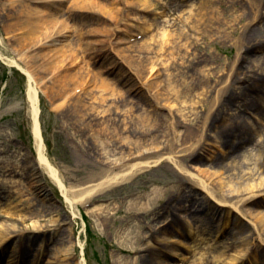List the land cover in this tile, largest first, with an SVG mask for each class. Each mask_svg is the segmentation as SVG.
I'll return each mask as SVG.
<instances>
[{"label": "rangeland", "instance_id": "obj_1", "mask_svg": "<svg viewBox=\"0 0 264 264\" xmlns=\"http://www.w3.org/2000/svg\"><path fill=\"white\" fill-rule=\"evenodd\" d=\"M69 1L59 2L61 4L55 12L57 20L66 26L67 39L64 41V45L71 48L74 60L72 66H69L70 62H68L66 67H59L55 70V74L67 77L81 70L84 74L87 72L85 84L71 92L72 99L81 96L90 87V89L92 87L102 88L104 85H109L106 97L114 100L109 101L106 109H110L112 115L106 121H100L103 123L102 125L108 126L109 130L106 135L99 136V139L108 143L114 160L121 159L125 155L131 156L138 148L142 150L143 146H148L153 141L142 131L137 130V124L141 125L138 116L143 114H161L163 116L169 110L189 112L192 101L197 100L199 95L206 91L210 96L223 95L225 85L231 82V79L241 78L242 73H247L244 78L246 80L251 78L264 80V10L256 15L257 7L264 9V0H210L212 3L210 5L214 6L213 15L217 16L220 21L213 26L215 30L212 29V32L209 33L211 37L208 40L204 37L194 36L191 28L188 27V23L192 21L198 5L203 0H141L143 4L152 2V7L148 12L142 10V7L132 6L130 8L127 0H120V14L113 19L107 15L102 17L92 12L69 15L66 13ZM130 1L128 2L130 3ZM4 2L5 0H0V49L2 51V55H0V207L8 204L9 201L17 202L16 198L10 197L14 191L11 183L19 180L21 168L29 167L26 159L35 168L49 198V200L47 198L46 204H42L40 199L34 201L32 196L24 192L25 185L21 184V190L26 196L22 204L18 205L23 213L22 217L7 219L0 213V225L7 220L8 224L16 226L18 233H15V236H23L22 241L17 239L15 241L16 244L21 243L20 247L17 245L19 247V249L17 247V257L29 254L30 258L34 260V264L65 263L61 261L70 264H124L127 262L135 264L136 257L128 255L132 251L130 242L138 241L142 249L147 245L154 249L158 240L184 241L190 246L193 240L199 239L204 241L201 249L207 253L209 249H214L224 243L226 246L223 247H226L227 251L238 246L237 249L242 253L244 259L253 260L255 264H264V232L255 226L256 216L264 215V199L260 200L259 205L252 206L253 204H250L243 208L252 206L253 215L250 217L233 206L237 204V199H232V194L228 191L223 190V194L229 198L228 203H221L222 201L218 200L219 197L211 195L197 186L199 181L204 180L208 181L209 188H219L221 180L226 181L227 184L230 179L229 174L222 169L214 168L211 163V160L222 151L216 140L210 137L205 142L198 160L193 162H188L190 161L188 160L185 163L187 171L176 166L174 163L176 158L172 160L171 156L165 157L166 159L171 157L169 160L163 159L150 165L143 163V165L136 164L137 166L131 167L137 162L132 161L128 167L122 168L119 166L113 168L110 163V165L104 163L101 166L99 161L102 160V157L100 155L95 154L90 159L85 156V152H88L86 146H89L90 149L95 146L101 125L88 120L80 125L78 118L73 117L72 108L69 109L70 112L53 109L55 105L53 98H47L41 84L34 80L35 83L31 84L37 89L40 101L38 119L43 139L42 148L66 189L76 190L79 187L85 188L93 185L91 181L98 175V170H104L103 165L109 172L113 170L110 176H118L115 184L104 187L102 192L94 193L92 195L94 199L88 203H75L74 207L69 205L64 194L60 191L57 181L38 159V147L32 131L33 121L27 99L30 78L29 74L23 70V62L18 67L9 61L13 58L12 51L9 50L13 45V40L10 39L11 34L7 33L5 25L11 20L12 14L7 7L3 10L1 5ZM105 2L110 4L111 0ZM54 3L57 5V2ZM241 16L242 19L237 25V30L232 35V29L224 23L234 17ZM222 18L228 20L223 21ZM255 18L256 20L252 22ZM250 22L256 23V25L248 26ZM128 23L132 31L121 33L119 41L115 37L111 40V32L117 26ZM200 28L205 33V29ZM81 30L83 38L89 37L97 44V48L105 49L108 52V57L121 64L117 72L119 75L129 72L131 82L141 86L139 93L128 92L130 86L126 87L127 83L123 77L103 72L107 65L104 53L101 54L96 64L88 62L79 44ZM91 30L96 31V35L91 33ZM180 31L184 32V37H186L183 40H177L180 46L188 44L187 41L190 42L191 39L202 47L197 51L201 57L208 54L209 62L197 67L199 70L204 66L202 69L209 72L208 82H200L202 80L200 73L198 72L196 76L195 72L190 69L193 50L183 54L181 58L176 57L174 65L167 70L159 62H155V67L152 70L154 75L152 76L148 77V73L138 71L136 67L138 61H147V58L154 57L151 49L156 48L153 43L152 48L147 50L148 47L142 45L144 41L158 35V32L174 33L177 38V33ZM226 31L227 33H224ZM251 31L258 37L254 43L257 45H252L250 52L247 53L249 56L243 61H239L237 54L241 46L244 45L242 37ZM261 38L263 39L259 40ZM128 47L130 50H126ZM174 52L177 51L174 49ZM184 55L190 58L186 60ZM166 73L170 74L169 77L175 90L181 92L179 98H176L174 93L169 90ZM44 80L47 85L49 77ZM242 84L240 83L239 86H251L250 83ZM234 94L239 96L245 94L244 97H249L248 95H254V90L237 89ZM119 95H122V98L118 100ZM260 104L264 106V102L261 101ZM236 105H238L237 101L234 102L233 109ZM206 107L209 108L212 105ZM234 110L237 111L236 108ZM202 121L205 119L202 118ZM125 123L128 126H124ZM125 127L131 129L128 133L129 136L125 131H122V128ZM179 131L178 133H180ZM163 132V135L171 133L170 129L162 127L156 132V136L162 135ZM194 133L196 136L192 134L188 141L186 139L187 145L191 143V140L202 139L204 135L201 132ZM208 134H212V132H208ZM121 137H124L122 139H125L127 145H123ZM175 148V151L178 152L176 156L180 158L183 155L182 152L179 153L182 146ZM246 148L251 150L252 155H256L257 150H253L251 144ZM100 152L99 148L98 151L96 149V153ZM124 161L126 163L127 159ZM138 162H142V160H138ZM181 164L184 165L183 162ZM238 168L244 174L245 179L251 176L253 183L259 180L260 173L252 164L245 168L238 165ZM216 171L218 172L215 173ZM214 173L215 175L209 179V175ZM195 183L196 185H193ZM154 192L162 193V198L154 199ZM177 192L181 195L183 192H186L187 195L193 194L204 206H212L215 209L213 212H216L215 216L210 218L203 213H197L193 217L191 216L192 218H185L179 227L167 226L170 218L166 212L171 205L170 201L180 200ZM151 198L153 199L149 203L148 200ZM29 205L33 207L31 212H28ZM48 207H52L53 213H56L53 216H49L48 213L42 214L45 217L39 219L40 214L37 212H43L42 208L47 209ZM237 207L240 208L238 205ZM178 209L173 211L174 215L184 218V214ZM219 213L220 215H218ZM224 213H229L232 223L240 220L247 224V229L235 230L231 226H227L223 233L222 231L218 233L216 229L219 227V220L222 219L221 215ZM52 220H57L60 226L58 228L51 226L40 234L33 230V225L36 223L41 226H49L52 225ZM36 235L37 237L33 239ZM242 243L243 245H241ZM65 244L70 245L71 251L68 256L54 255L56 248ZM10 250H13L12 246L9 248ZM152 251L156 253L154 257H157L161 264H188L190 261L187 258L190 255L188 256L180 249L174 250L177 253L175 257L161 255L155 249ZM219 251H224V249ZM6 254L7 250L0 252V264H5ZM215 254L214 252L207 254L203 264H225L227 262V252H224L219 260L213 258ZM83 255L84 261H82ZM33 256L36 257L33 258ZM20 257L17 258L19 262Z\"/></svg>", "mask_w": 264, "mask_h": 264}, {"label": "bare ground", "instance_id": "obj_2", "mask_svg": "<svg viewBox=\"0 0 264 264\" xmlns=\"http://www.w3.org/2000/svg\"><path fill=\"white\" fill-rule=\"evenodd\" d=\"M63 1L64 0H5L1 7H3V10H5V7L9 8L12 14L11 20H9V22L5 25L7 33L11 34L10 39L13 40V45L9 48V50L12 51L13 58L9 59V61H11L10 63H12V65H17L18 67H20V63L23 62V70L29 74L30 78L29 89L27 90V99L30 104V116L33 121L32 131L35 143L38 147L37 153L39 162L48 170V173L54 177V180L57 181L60 191L64 194L69 205L74 207L75 203H88L90 200L94 199L92 197L94 193L102 192L104 187L115 184L118 180V176H110L113 170L109 172L105 165H103L104 170H98V175L92 179L91 182L93 185L86 186L85 188L79 187L76 190L73 188L66 189L63 181L59 180V175H57L56 170L49 162V159L42 148L43 139L38 119L40 101L37 89L31 84L34 80H37L39 84H41L40 86L43 88L47 98H53L55 103L53 109L60 112H64L65 110L70 112L72 108L73 117L78 118L80 125L87 120L91 121V123L101 125L98 130V140L96 139L97 141L95 146H92L91 149L89 146H86L88 152H85L87 159L94 157L95 154L100 155L102 157V160L99 161L101 166L106 163L108 165L112 164L113 168H116L117 166L122 168L124 166L128 167L132 161L137 162L131 165V167L137 165L140 166L143 165V163L150 165L166 159V156H171L173 157L172 160L176 158V161H174L176 166H180L183 170L185 169L184 171H187L185 163L188 160H190L188 162L198 160V156L200 155L205 142L210 137L213 138L217 141L222 151L211 160V163L214 168L216 167V169H222L224 172L229 174L230 176L228 177L230 179L227 184L226 181L221 180L218 185L220 189L209 188V185L207 184L208 181L204 180L199 181L197 186L200 187L201 190L219 197L220 199L218 200L220 202L222 201L221 203H228L229 198L223 194V190L228 191L232 194V199H237V204L233 206L244 215L251 217L253 215L252 206L259 205L260 200L264 199V106L260 104L261 101L264 102V80H255V78L246 80L244 78H246L247 73H242L241 78L231 79V82H228L225 85V92L223 95L210 96L207 91L206 93L199 95L197 100L192 101L191 110L189 112L169 110L167 111V114L163 116L161 114H143L138 116V121L141 122V125L137 124V130L142 131L145 136L150 137L153 141L150 145L143 146L142 150H139L138 148L131 156L127 157V155H125L121 157V159L116 158V160H114V155L112 154V150L108 148V143L99 139V136L106 135L109 130V127L102 125L103 123H100V121L102 120L104 122L112 115L110 109H106L109 101L114 100L113 98L106 97L107 87H109V85L106 84L107 86L104 85L102 88L92 87V89H90V87L88 91H85L81 94V96L72 99L71 92L77 90L85 84L87 72L84 74L81 70L73 75H68L67 77H63L62 75L57 76L55 74V70L59 67H66L68 62H70L69 66H72L71 64L74 60L71 48L64 45V41L67 39V31L65 29L66 26L57 20V13L55 12L56 8ZM105 1L106 0H70L68 2V6L66 7V13L69 15H76L77 13L82 12H92L102 17H106L107 15L112 19L118 17L120 14V0H111L110 4ZM128 1L129 0H127V3L129 4L128 7H142V10L145 12H148L152 7V2L143 4L141 0H131L130 3ZM54 2H57V5ZM32 4L35 5L33 6ZM210 4H212L210 0H203L198 5L192 21L189 23L187 22L188 27L191 28L190 30L194 36L201 38L204 37V39L207 38L206 40L211 37L209 36V33L212 32V29L215 30L213 26L220 21L217 16L213 15L214 6H211ZM263 10L264 9L257 7L256 15L262 13ZM251 16L254 17L253 15ZM241 19L242 16L234 17L230 20L222 18L223 21L228 20L224 24L228 28L232 29V35L235 34V30H237V25ZM255 20L256 18L252 22ZM252 22H250L251 24L249 23L248 26L256 25V23ZM200 27L205 29V33L202 32ZM130 31L132 30L129 28V23L121 24L120 26H117L113 32H111L110 38L112 40L115 37V39L119 41L121 40V33ZM91 33L96 35V31L94 30H91ZM183 33L184 32L182 31L177 33L178 35L176 38L174 33L158 32V35L144 41L142 45L148 47L147 50L150 47L152 48L153 43L156 45V48H154V50L151 49L154 53V57H150L151 59L147 58V61H138V64L136 65L138 71L148 73V77L150 75L152 76L154 75V73L152 74V70L155 67V62H159L164 68H166L165 70H167V68L169 69L172 65H174L175 59H177L176 57L181 58L183 54L189 53L193 50V59L191 61L192 63L190 69H192V72H195L196 76L198 72L200 73L202 79L200 82H208L209 72L202 69L204 66L200 68L201 70H198L197 68L200 64L209 62L208 54H205V57H201V54L197 51L202 47L200 44L193 42L191 39L190 42L187 41L188 44L180 46L177 43V40H183L186 38ZM224 33H227V31ZM19 34L20 37H18ZM263 38L259 40H262ZM242 40L244 41V45L241 46L240 49L242 52L239 51L237 54V59L239 61H243L249 56L247 53L250 52L252 45H254V43L258 40V37L255 33H253V31H251L248 35L243 36ZM149 43L150 46H148ZM79 44L81 45L83 55L88 62L96 64L101 54L104 53L106 56L105 63H107V65L103 72L114 74L120 78L123 77V80L127 83L126 87L130 86L128 92L132 91L135 94L140 92L141 86L131 82L132 80L129 77V72L119 75L117 72L121 67V64L117 60L108 57V52L105 51V49L97 48V44L91 41L89 37L83 38L82 30L79 33ZM256 45L257 43L254 46ZM174 49L177 52H174ZM126 50H130L129 47ZM1 52L2 51L0 49V55H2ZM105 52H107V54H105ZM184 57L186 60L190 58L187 55H184ZM134 62H136V60H134ZM145 67H147L146 71ZM175 69L177 70V67ZM246 71L250 72L248 70ZM166 75L168 77L167 82L169 84V90L174 93L176 98H179L181 92L175 90L169 77L170 74L166 73ZM47 77H49V83L46 85L44 79ZM240 83H250L251 86L240 87ZM237 89L242 91L254 90V95H248L249 97H244L245 94L240 96L235 95L234 92ZM121 98L122 95H119L118 100ZM235 101L238 102V105L235 107L237 111L234 110L235 108L233 109ZM211 105L212 107H206ZM163 106L166 107L164 104ZM204 107H206V110H204L205 112H203ZM202 118H204L205 121H202ZM125 125L128 126L127 123H125L124 126ZM162 127L170 129L171 133L169 135H163V132L162 135L157 137L156 132H158ZM122 129V131H125L129 136L128 133L131 129L126 127ZM178 131L180 133H178ZM193 131L204 133V135L202 139L191 140V143L187 145L186 139L188 141L190 135L191 137L192 134L195 135ZM208 132H212V134H208ZM122 138L124 137H121L120 140L123 145H127L125 139ZM249 144H251L253 150H257L255 156L251 154L250 149L246 148ZM177 146H182L179 153L182 152L183 155H181L180 158L176 156L178 152L175 151V147ZM98 148L101 151L100 153H96V149L98 151ZM171 157H169V159H171ZM126 159L127 161L124 163V160ZM169 159L167 158L166 160ZM138 160H142V162H138ZM25 161L29 167L21 168L20 170H22V172L19 175V180L15 182L12 181L11 183L14 191L10 197L16 198L17 202L14 203L9 201L8 204L0 207V213H2L7 219H20L22 217L23 213L18 205L22 204L23 199L26 197L24 192H27V195L32 196L34 201L40 199L39 201H41L42 204H46V201L48 202L49 200L47 192L43 188L35 168L28 162L27 159ZM181 162H183V166ZM16 164H18V162H16ZM250 164H252L257 169V172L260 173L259 180L255 183H253L251 176H249L248 179H245L244 174L238 168V165L245 168ZM217 172L218 171L215 173ZM215 173L209 175L210 177L208 178L211 179ZM246 180L249 181L246 183ZM18 182H20V184L17 185ZM21 184L25 185L26 189L24 192L21 190ZM193 185H196V183ZM176 194L179 193L177 192ZM153 196L154 199H161L163 195L160 192H154ZM179 197L180 200L178 201H170L171 205L166 212L168 218H170L167 226L174 228L176 226L179 227L182 225L183 221H185V218H192L193 215L197 213H203L205 216L207 215L210 218L215 216L214 213L216 212H213L215 209L212 208V206H204L193 194L187 195L186 192H183L182 195L179 194ZM153 198L149 199L148 202L150 203ZM250 204L253 205L249 208L243 209L246 205ZM237 205L240 206V208H238ZM32 208L33 207H30L29 205L28 212H31L30 210ZM42 209L43 212H37L40 214L39 219L45 217L42 214L48 213L49 216H53L56 213H53L52 207ZM176 209L184 214V218H178L177 215H174L173 211ZM218 215H220V213ZM221 216L222 219L220 218L219 220V227L216 229L218 230V233L220 231L223 233L227 226H231L235 230L247 229V224L241 222L240 220H236L232 223L229 213H224ZM255 222V226L264 232V215H260L258 217L256 216ZM51 223L52 225L49 226H41L36 223L33 225V230L40 234V232H44V230L51 226L53 228H58L60 226V223H58L57 220H52ZM15 233H18L16 226L8 224L7 220L3 221L2 225H0V252L7 250L5 264H34L35 262H33L34 260L30 258L31 255L29 254H23L21 257L18 256L20 257V262L18 261L17 252L21 243L16 244L15 241L16 239L18 241H22L23 236H15ZM36 237L37 235L34 236L33 239ZM69 243L71 242L69 241ZM138 243V241L130 242L132 251L131 254H128L129 256L136 257L135 264H161L159 259L154 257L156 254L152 251L154 249L161 255L174 257L177 255L174 250L180 249L188 256L190 255L187 257L190 259L188 264H203V261L206 258L205 256L207 254H213V252L216 253L213 256L216 260H219L221 256L224 255V252H227V262L225 264H249L250 262H252L251 264H255L253 260L244 259V256L241 255L242 253L239 249H237L239 248L238 246L233 247L235 249L227 251V248L223 247L226 246L224 243L218 245V247H215L214 249H209L208 253L207 251H203L201 249V245L204 244V241L199 239L193 240L190 246L184 241L158 240L154 249L148 245L142 249ZM17 245L20 246L18 247ZM241 245H243V243ZM11 246L13 247V250L9 251ZM69 248L70 245L68 246L66 244L62 247L56 248L54 255L56 254L58 257L62 254L68 256L69 251H71ZM221 249H224V251H219ZM35 257L36 256H33V258ZM83 258L84 255L82 257V261H84ZM61 262L65 263L58 264H70L66 261ZM124 264H129V262Z\"/></svg>", "mask_w": 264, "mask_h": 264}]
</instances>
